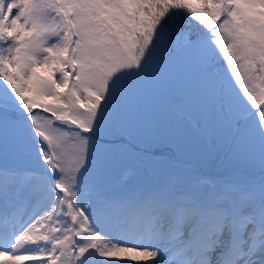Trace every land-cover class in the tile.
<instances>
[{"label": "snow or ice", "instance_id": "6c2138e0", "mask_svg": "<svg viewBox=\"0 0 264 264\" xmlns=\"http://www.w3.org/2000/svg\"><path fill=\"white\" fill-rule=\"evenodd\" d=\"M0 264H264V0H0Z\"/></svg>", "mask_w": 264, "mask_h": 264}]
</instances>
